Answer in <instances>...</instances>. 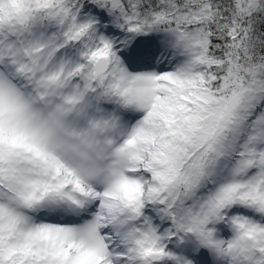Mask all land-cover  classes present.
Returning <instances> with one entry per match:
<instances>
[{"label": "snow or ice", "instance_id": "6c2138e0", "mask_svg": "<svg viewBox=\"0 0 264 264\" xmlns=\"http://www.w3.org/2000/svg\"><path fill=\"white\" fill-rule=\"evenodd\" d=\"M0 264H264V0H0Z\"/></svg>", "mask_w": 264, "mask_h": 264}]
</instances>
